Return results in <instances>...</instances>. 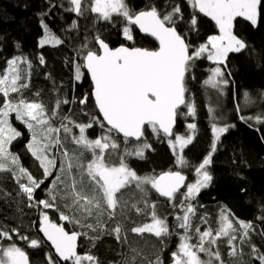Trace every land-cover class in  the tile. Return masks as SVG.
<instances>
[{
	"label": "snow or ice",
	"instance_id": "obj_1",
	"mask_svg": "<svg viewBox=\"0 0 264 264\" xmlns=\"http://www.w3.org/2000/svg\"><path fill=\"white\" fill-rule=\"evenodd\" d=\"M68 3L70 6L65 11L77 17L95 14L93 27L101 21L113 27L120 25L123 37L134 42L135 26L140 33L154 38L158 47L121 45L113 48L98 31L90 41L86 37L87 42L75 50L73 80L82 82L87 74L91 90L78 100L56 99L51 111L42 101L29 100L23 95V90L29 87V77L21 75L20 65L26 64L30 69L31 63L21 56L6 61L7 68L0 73V173L12 175L19 187L17 195L27 198L28 207H42L39 231L46 241L30 239L21 234L19 227L0 225V264H30L28 252L17 241H25L34 249L50 242L53 251L46 253L47 264H101L90 250L84 254L78 252V240L85 236L95 247L94 242L105 234L114 235L122 246H127L128 252L121 254L120 264H165L163 251L173 235L179 236V243L169 254L170 264H225L218 245L221 238H226L230 256L243 255L242 246L248 243L251 257L264 264V252L250 243V233L255 232L252 222L235 218L230 210L222 208L215 231L211 227L201 231L199 226L193 228L192 224L196 208L191 201L201 189L209 187L213 177L208 169L213 163L217 143L221 135L235 125L218 126L216 109L209 107L214 138L208 154L197 165H191L184 155L185 148L193 142L197 125L187 124L191 135L174 131L180 116L196 115L195 102L190 100L188 88V81L195 79L196 61L207 60L215 65L209 69L210 75L203 83L223 93L230 83L225 75L227 72V76H231L227 71L229 55L251 49L237 34V24L241 20L253 28L264 24V0H186L191 9L188 19L174 0H169L164 8L152 4L139 11L131 9L127 0H68ZM200 15L214 22L218 34L193 44L188 39V31L198 32ZM41 23L45 31L41 47L63 42L49 31L47 24ZM181 23L188 31H178ZM70 27L78 29L79 24L73 20ZM39 61L45 63L43 56ZM22 80L25 82L21 83ZM35 95L38 97L39 93ZM260 96L264 99V92ZM90 98L92 111L86 110ZM242 101L244 107L254 103L248 92L243 93ZM72 103L84 106L80 112L87 117L86 122L60 114L61 105ZM236 110L241 111L240 103ZM13 114L30 133L25 147L42 170L40 178L33 176L22 165L19 155L11 150L13 141L22 136L12 123ZM239 119L264 123V114L240 115ZM94 129L99 132L92 137L89 130ZM150 135L166 140L175 166L194 167L197 176L194 183L186 184L187 177L175 167L139 175L130 166L129 158L145 159L146 152L154 151L148 140ZM68 143L74 146L71 150L66 146ZM46 181L47 186L42 188ZM37 190L43 191L47 198L37 200ZM153 191L165 198L171 208L182 210V215L174 216L182 234L170 229L166 216L157 214L156 201H150ZM132 197L138 199L131 202ZM139 204H143V208ZM118 208L122 219L118 218ZM48 209L59 213V220L87 231L66 230L64 224L54 222L47 211H43ZM129 210L150 217L151 222L135 224L131 221L135 226L126 228ZM105 216L114 226L109 227ZM89 219L93 223H89ZM201 219L207 224L206 218ZM259 219L264 220V215ZM89 231L95 235L89 236ZM128 232L141 238L150 234L159 242L158 250L150 258L129 242ZM193 234L195 243H192ZM13 236L17 239L13 240ZM201 253L206 255V260L201 258Z\"/></svg>",
	"mask_w": 264,
	"mask_h": 264
},
{
	"label": "trees",
	"instance_id": "obj_2",
	"mask_svg": "<svg viewBox=\"0 0 264 264\" xmlns=\"http://www.w3.org/2000/svg\"><path fill=\"white\" fill-rule=\"evenodd\" d=\"M167 2L169 0H127L129 7L135 11L145 9L152 4L158 8H164ZM174 2L181 5L185 19H188L191 9L187 6L186 0H174ZM69 6L68 0H0V73L7 68L6 61L16 56L26 58L32 67L29 69L26 65L25 75L29 77V87L23 90V95L29 100L42 101L49 111L58 98L78 100L85 92H90V80L87 74L82 82L73 80L75 50L87 42L86 37L90 41L98 31L101 37L113 47L120 44L149 49L158 47L154 39L143 37L135 27L134 42L127 41L123 37L120 25L113 27L101 21L93 27L95 14L86 13L83 17H77L75 13L65 11ZM73 20L78 22V29L70 27ZM41 21L47 24L50 32L63 42L60 44L47 43L41 47L40 40L45 35ZM198 29V32H190L183 23L178 26V31H188V39L193 44H200L209 35L218 33L214 22L203 15L199 16ZM237 34L246 40L251 49L229 55L227 71L231 72V76H227V72L225 75L230 83L224 88L223 93L204 85L203 81L207 79L209 69L214 65L207 60L196 61L197 66L193 70L195 79L188 81L189 98L195 102L196 115L194 117L180 116L175 131L188 134L190 130L187 124L197 125L192 144L184 150V155L190 164L197 165L208 154L214 138V133L211 131L212 119L208 111L209 107L216 109L217 125H235V127H230L227 133L222 134L217 143L213 163L208 169L213 177L209 187L201 189L191 201L196 208L192 224L193 228L199 226L201 231L207 227L215 231L220 223V210L226 208L234 214L235 218L253 223L255 232L250 233V243L254 244L260 252H264V220L259 219L264 215V211H261L264 207V123H257L255 120L245 122L239 119L240 115L264 114V99L260 96V93L264 92V24L253 28L241 20L237 24ZM89 47H92L91 43ZM41 56L45 61L43 64L39 61ZM37 92L38 97L35 95ZM244 92H248L254 101L248 107L243 106ZM237 103L241 104L239 113L236 110ZM81 107L84 106L78 103L61 105L60 114L71 115L78 122H86L87 117L81 114ZM86 110H93L91 98ZM182 110L186 111V109ZM12 123L22 132V136L13 141L12 152L19 155L22 165L33 176L40 178L42 170L25 147L30 140V133L14 117H12ZM53 123L58 124V121ZM98 132L99 129L89 130L92 137H95ZM148 140L154 151L146 152L145 159L131 157L128 160L130 166L139 175L159 173L175 167V170H180L188 176V182L194 180V167L181 168L174 165V156L166 140H157L151 135ZM66 146L69 150L74 147L71 143ZM47 184L46 181L42 188ZM18 192L19 187L12 175L0 173V225L19 227L21 234L29 236L30 239L43 240L39 233L42 207L41 209L28 207L27 198L23 195L18 196ZM5 193H10V195L5 196ZM35 195L37 200L47 198L41 190H37ZM137 199L138 197H132L131 202ZM150 201H156L157 214L167 217L170 229L182 234L183 230L176 227L177 221L174 219L175 215L183 214L182 210L171 208L167 200L159 197L154 191L150 195ZM138 206L143 208V204ZM45 211L54 222H61L59 213L54 209ZM117 214L120 218L119 208ZM128 214L130 220L125 223L126 228L135 226L131 221H135V224L151 222L150 217L137 214L134 210H129ZM201 218H206L207 224H204ZM104 220L109 227L114 226L112 221H107V216ZM62 224L68 230L87 231V229H81L65 221H62ZM88 235L95 234L89 231ZM128 238L134 247L141 248L150 258L152 253L159 248V242L150 234H144L141 238L128 232ZM16 239L13 236V240ZM195 242L193 234L192 243ZM17 243L28 252L30 264H47L46 253L52 252L48 244L45 243L43 247L34 249L29 248L25 241H17ZM94 243L95 247H92L93 241L81 236L79 252L86 253L90 250L98 257L101 264H120L121 254L128 252L127 246H122L121 241H118L114 235L105 234ZM178 243V235L168 238L163 251L165 264H170L169 254L176 249ZM153 245L156 247L154 248ZM218 245L225 264H259L258 260L251 257V248L248 243L242 246L243 255L238 254L235 257L228 254L230 249L226 238H221Z\"/></svg>",
	"mask_w": 264,
	"mask_h": 264
},
{
	"label": "rangeland",
	"instance_id": "obj_3",
	"mask_svg": "<svg viewBox=\"0 0 264 264\" xmlns=\"http://www.w3.org/2000/svg\"><path fill=\"white\" fill-rule=\"evenodd\" d=\"M48 29H49V31H50V28H49V27H48ZM217 34H218V33H217ZM53 35H54V34H53ZM54 36L57 37V38L59 39L58 36H56V35H54ZM44 37H45V35H44L41 39H43ZM49 44H55V43H49ZM20 67H21V75H22V76H25L26 64H21ZM213 67H215V65H214ZM221 67H223V66H221ZM209 75H210V73H209ZM209 75H208V76H209ZM207 78H208V77H207ZM23 82H25V81L22 80L21 83H23ZM13 117H14V114H13ZM218 126H224V125H218ZM174 131H175V129H174ZM175 132L178 133V134H184V133H182V132H177V131H175ZM191 134H192L191 132L188 133V135H191ZM61 137H62V133H61ZM62 138H63V137H62ZM196 179H197V176H196V173H195L194 180L188 182V179H187V183H194ZM182 190H183V189H182ZM182 190H181V191H182ZM184 190H185V189H184ZM40 209H41V208H40ZM41 211H42V209H41ZM44 211H45V210H44ZM41 219H42V216H41L40 220H41ZM89 221L93 222L92 219H89ZM60 223L62 224V221H61ZM18 244H19V243H18ZM19 246H21V244H19ZM81 254H84V253H81ZM200 255H201V258H202V259H205V260H206L207 257H206L205 254L201 253ZM204 256H205L206 258H205Z\"/></svg>",
	"mask_w": 264,
	"mask_h": 264
},
{
	"label": "water",
	"instance_id": "obj_4",
	"mask_svg": "<svg viewBox=\"0 0 264 264\" xmlns=\"http://www.w3.org/2000/svg\"><path fill=\"white\" fill-rule=\"evenodd\" d=\"M134 27H135V26H134ZM137 30H138V29H137ZM138 31H139V30H138ZM140 34H141L143 37H147V36H145V35H144V34H142V33H140ZM152 39H154V38H152ZM106 42H107V41H106ZM107 43H108V42H107ZM157 44H158V42H157ZM109 45H110V44H109ZM121 45L128 46V45H126V44H120V45H117V46H114V47H113V46H111V45H110V46H111V47H113V48H115V47H119V46H121ZM128 47H132V46H128ZM142 48H143V47H142ZM176 125H177V124H176ZM182 173H183V172H182ZM183 174H184V175L187 177V179H188V176H187L185 173H183ZM185 183L187 184V180L185 181ZM181 190H182V189H181ZM40 227H41V225H40ZM40 227H39V228H40ZM66 230H68V229H66ZM39 233H40V235H41L42 239L46 241V238H44V237H43V233H42V232H40V231H39ZM45 243H46V244H48V245H49V247H50V242H45ZM79 245H80V238H79V240H78V249H77V250H78V252H79ZM50 248H51V247H50ZM51 250L53 251V249H52V248H51ZM29 260H30V259H29Z\"/></svg>",
	"mask_w": 264,
	"mask_h": 264
}]
</instances>
